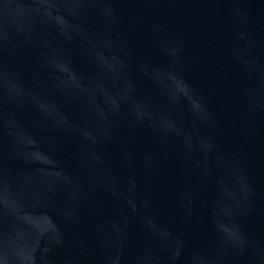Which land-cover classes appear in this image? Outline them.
Masks as SVG:
<instances>
[{"label": "water", "instance_id": "95a60500", "mask_svg": "<svg viewBox=\"0 0 264 264\" xmlns=\"http://www.w3.org/2000/svg\"><path fill=\"white\" fill-rule=\"evenodd\" d=\"M0 264H264V0H0Z\"/></svg>", "mask_w": 264, "mask_h": 264}]
</instances>
